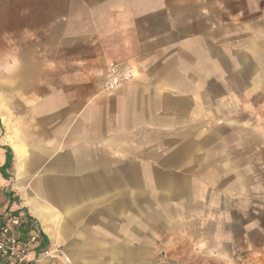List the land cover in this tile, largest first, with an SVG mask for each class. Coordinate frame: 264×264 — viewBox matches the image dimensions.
<instances>
[{
  "label": "crops",
  "instance_id": "1",
  "mask_svg": "<svg viewBox=\"0 0 264 264\" xmlns=\"http://www.w3.org/2000/svg\"><path fill=\"white\" fill-rule=\"evenodd\" d=\"M111 62L133 79L106 92ZM263 168L264 0H0V222L37 236L25 264H264Z\"/></svg>",
  "mask_w": 264,
  "mask_h": 264
},
{
  "label": "built area",
  "instance_id": "2",
  "mask_svg": "<svg viewBox=\"0 0 264 264\" xmlns=\"http://www.w3.org/2000/svg\"><path fill=\"white\" fill-rule=\"evenodd\" d=\"M132 73L123 69L119 64L108 63L103 79V89L106 92L113 91L119 85L130 82ZM25 217L23 214H8L0 222V264H25L28 254L32 251L37 241L36 235H30L28 239L22 240L17 237L16 231L21 226ZM44 255H59L63 253L58 250L45 251ZM239 264H246L243 255L238 257ZM68 263V259H65Z\"/></svg>",
  "mask_w": 264,
  "mask_h": 264
},
{
  "label": "rangeland",
  "instance_id": "3",
  "mask_svg": "<svg viewBox=\"0 0 264 264\" xmlns=\"http://www.w3.org/2000/svg\"><path fill=\"white\" fill-rule=\"evenodd\" d=\"M251 177H248V179L250 180ZM259 186H258V182H255V185H257L259 187V190H260V194L258 195V203H259V206H261V208H264V168L263 169H260V175H259ZM245 196H244V200L245 201H248V198H249V202H250V199L252 198L251 197V192H247V193H244ZM249 196V197H248ZM257 199V197H256ZM254 199V202H256ZM262 222L263 224H261L260 226L263 227L264 226V216L262 218ZM58 250V251H61L63 253V247L58 245V244H55V247L53 248V250ZM235 256H234V264H239V260H238V257L243 255L246 259V264H252V257L249 255V251L247 250H240V249H236L235 250ZM62 259H68V256L65 255V253H63V257H61ZM67 264H71V261L68 259V263Z\"/></svg>",
  "mask_w": 264,
  "mask_h": 264
},
{
  "label": "clouds",
  "instance_id": "4",
  "mask_svg": "<svg viewBox=\"0 0 264 264\" xmlns=\"http://www.w3.org/2000/svg\"><path fill=\"white\" fill-rule=\"evenodd\" d=\"M18 66H19V61L18 60H13L11 62V64L9 65L10 68H17ZM225 259H227V257H225ZM229 264H231V261H229Z\"/></svg>",
  "mask_w": 264,
  "mask_h": 264
}]
</instances>
